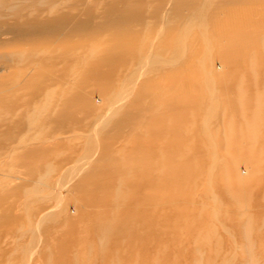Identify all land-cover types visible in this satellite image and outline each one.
I'll list each match as a JSON object with an SVG mask.
<instances>
[{
    "label": "rangeland",
    "instance_id": "rangeland-1",
    "mask_svg": "<svg viewBox=\"0 0 264 264\" xmlns=\"http://www.w3.org/2000/svg\"><path fill=\"white\" fill-rule=\"evenodd\" d=\"M128 1L145 19L102 23L111 57L86 87L85 135L27 153L0 195V264H264V0L224 4L235 58L217 55L225 31L194 26L181 41L170 0Z\"/></svg>",
    "mask_w": 264,
    "mask_h": 264
},
{
    "label": "bare ground",
    "instance_id": "bare-ground-1",
    "mask_svg": "<svg viewBox=\"0 0 264 264\" xmlns=\"http://www.w3.org/2000/svg\"><path fill=\"white\" fill-rule=\"evenodd\" d=\"M102 1L0 0V195L11 192L10 180L22 178L27 153L58 149L85 135L86 124L80 117L89 99L86 87L89 81L102 77V63L111 57V52L102 51V23L145 19L138 2L120 0L117 5L104 7ZM260 1L209 0L198 12L193 9L196 0H170L172 11L185 17L182 24L176 23L172 28L183 31L181 41L194 26L204 29L205 35L231 33L234 35L229 41L231 45L224 49L218 47L217 55L235 58L240 55L241 47L235 36L239 32L231 23L221 21L226 11L224 4L242 3L246 5L245 10H253L249 3ZM120 7L123 10L111 17ZM156 18L152 15L150 21ZM234 18L247 20L246 14H237ZM130 32L125 28L119 38H125ZM206 41L210 45L207 38ZM118 49L129 52L131 46L122 41ZM178 50L182 52L181 47ZM155 62L145 59L142 69ZM115 69L112 66L110 71ZM124 94L113 99L112 112L123 101ZM63 101L68 103L62 104ZM101 104L102 98H99L97 105ZM28 109L40 113L41 120H28L25 115ZM101 127L102 123L88 141L90 151L94 150ZM79 184L73 190H78Z\"/></svg>",
    "mask_w": 264,
    "mask_h": 264
}]
</instances>
